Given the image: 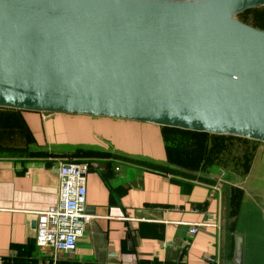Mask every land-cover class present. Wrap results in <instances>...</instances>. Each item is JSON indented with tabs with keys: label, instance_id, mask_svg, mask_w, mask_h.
Listing matches in <instances>:
<instances>
[{
	"label": "water",
	"instance_id": "1",
	"mask_svg": "<svg viewBox=\"0 0 264 264\" xmlns=\"http://www.w3.org/2000/svg\"><path fill=\"white\" fill-rule=\"evenodd\" d=\"M208 8L0 0V107L264 143V29ZM219 7V6H218ZM222 10V7H219ZM231 264H243L242 236Z\"/></svg>",
	"mask_w": 264,
	"mask_h": 264
},
{
	"label": "crops",
	"instance_id": "2",
	"mask_svg": "<svg viewBox=\"0 0 264 264\" xmlns=\"http://www.w3.org/2000/svg\"><path fill=\"white\" fill-rule=\"evenodd\" d=\"M82 128L123 145L81 146L109 157L71 156L79 142L101 139L81 135ZM127 135L141 140L146 154L127 149ZM161 136L160 125L144 121L0 107V264L51 263L52 249L35 245L36 219L56 203L57 167L67 158L89 163L84 211L90 218L74 251L56 254L59 264H231L237 234L243 264H264V143L247 174L232 177L218 168L211 183L150 167L146 161L166 163ZM229 186L242 191L234 217L227 213ZM208 257L216 262L204 263Z\"/></svg>",
	"mask_w": 264,
	"mask_h": 264
},
{
	"label": "trees",
	"instance_id": "3",
	"mask_svg": "<svg viewBox=\"0 0 264 264\" xmlns=\"http://www.w3.org/2000/svg\"><path fill=\"white\" fill-rule=\"evenodd\" d=\"M244 21L264 28V7L250 8L240 14ZM248 22V21H247ZM164 140L166 163L158 164L146 161L150 167L172 172L184 177L203 179L214 183L209 176L216 169H224L229 176H244L249 171L256 147L260 141L233 135H218L206 132L184 130L161 126ZM235 143L246 145V152L232 148ZM74 157L112 156V153L93 148L78 147L70 154ZM140 161L132 157H123ZM145 162V161H144ZM183 189L190 188L188 183H181ZM242 191L229 186L228 216L234 217L240 204Z\"/></svg>",
	"mask_w": 264,
	"mask_h": 264
},
{
	"label": "built area",
	"instance_id": "4",
	"mask_svg": "<svg viewBox=\"0 0 264 264\" xmlns=\"http://www.w3.org/2000/svg\"><path fill=\"white\" fill-rule=\"evenodd\" d=\"M89 167L85 160L67 158L60 161L57 167L59 178L57 201L46 210L37 213L34 242L37 247L52 249L53 259L50 264H59L57 253L74 251L77 239L81 237L85 223L90 218L84 211L86 175ZM196 227L194 224L189 233L194 234ZM1 261H5V258ZM203 262L211 263L216 260L208 257Z\"/></svg>",
	"mask_w": 264,
	"mask_h": 264
},
{
	"label": "bare ground",
	"instance_id": "5",
	"mask_svg": "<svg viewBox=\"0 0 264 264\" xmlns=\"http://www.w3.org/2000/svg\"><path fill=\"white\" fill-rule=\"evenodd\" d=\"M85 1H98L102 3L109 4H136V5H152V6H182V7H190V8H208L210 10L218 11L219 17L225 20H233L230 19L229 16L238 8L246 5V2H237L232 4V8L227 10V8H223V6L228 3L230 0H85ZM222 7L220 10L219 7Z\"/></svg>",
	"mask_w": 264,
	"mask_h": 264
},
{
	"label": "rangeland",
	"instance_id": "6",
	"mask_svg": "<svg viewBox=\"0 0 264 264\" xmlns=\"http://www.w3.org/2000/svg\"><path fill=\"white\" fill-rule=\"evenodd\" d=\"M242 13H244V11H242L241 13H239V14L237 15V18H238L239 20H241V21H243V22H245V23H248V24H250V25H253L254 27L262 28V27H260V26L254 25L253 23H250L251 21H249V20H247L248 22L242 20L241 17H240V14H242ZM233 17H234V16H233V13H232V14L229 16V18H230V19H233ZM262 29H264V28H262ZM122 123H123V122H122ZM121 125H122V127H124V129H126L127 131H130V132H132V133L135 134V132H136L135 129L131 128L130 126H127L126 124H121ZM88 133H94V134H96L99 138L102 137V135L97 134V132H95L93 129H91V130H89V131H86L85 128H82V130H81V135H83V136H84V135H88ZM130 137H131V136L127 135V140H126V144H125L126 148H127V149H131V150H136V152H137L138 154H140V155L146 154V153H145V152H146V151H145L146 148L142 146V144H141V140H138L137 142H138L139 144H137V143H136V140L134 139V137H132V138H130ZM74 144H76V143H74ZM118 144L123 145L122 141H120V140L117 141L116 138H112V137L109 136V138H101L100 141H99V142H96V143L87 144V143L79 142V144H77V145H78L79 147H81V146H86V145H90V146H95V147L100 148V149H104L105 146H111V148H113L115 145H118ZM164 144H165V143H164L163 137L161 136L162 152L164 151V148H165V145H164ZM69 145H72V143H70ZM233 147H234V149H238V150L241 151V152H246V145L243 144V143H241V144H239V143H235V144L232 145V148H233ZM147 154H148L149 156H154V155H156V153H153V154H151V153H147ZM214 171H215V170H214ZM214 171H212V172H214ZM218 171H219V172H218L219 174H225V173H226V171H225L224 169H219Z\"/></svg>",
	"mask_w": 264,
	"mask_h": 264
}]
</instances>
